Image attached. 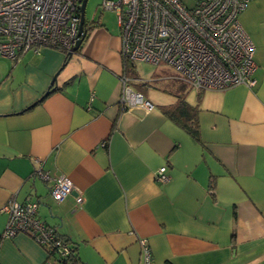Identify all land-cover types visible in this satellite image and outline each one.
<instances>
[{
  "label": "crops",
  "instance_id": "0c3cea01",
  "mask_svg": "<svg viewBox=\"0 0 264 264\" xmlns=\"http://www.w3.org/2000/svg\"><path fill=\"white\" fill-rule=\"evenodd\" d=\"M240 21L256 48L252 88L197 91L165 64L136 77L100 20L68 60L56 48L0 55V264H63L26 233L3 236L12 198L37 201L81 264H264V0ZM122 75L151 110L122 106ZM179 99L197 109L199 139L167 112ZM62 175L75 191L57 202Z\"/></svg>",
  "mask_w": 264,
  "mask_h": 264
},
{
  "label": "built area",
  "instance_id": "2783aa9c",
  "mask_svg": "<svg viewBox=\"0 0 264 264\" xmlns=\"http://www.w3.org/2000/svg\"><path fill=\"white\" fill-rule=\"evenodd\" d=\"M83 0H0V55L18 60L22 54H40L44 48L69 53L79 39ZM252 0H195L191 6L181 0H103L102 9L117 11L124 60L165 64L194 90H223L235 85L256 86L255 44L240 21ZM120 103L148 110L153 104L129 85L122 75ZM105 145V143H103ZM167 167L157 172L166 182ZM40 177L49 180L47 173ZM75 191L67 176L54 178L50 195L63 201ZM77 202H83L77 196ZM37 201L15 198L2 206L8 221L4 237L30 235L43 247L57 250L59 260L71 250L57 239L54 230L39 218ZM147 261L151 251L141 239Z\"/></svg>",
  "mask_w": 264,
  "mask_h": 264
},
{
  "label": "trees",
  "instance_id": "16d2710c",
  "mask_svg": "<svg viewBox=\"0 0 264 264\" xmlns=\"http://www.w3.org/2000/svg\"><path fill=\"white\" fill-rule=\"evenodd\" d=\"M66 55V60H68L69 54ZM125 68L127 71H130L132 69L131 62H129L128 60H125ZM167 109V112H170V115L179 125H181L189 134L193 135L196 139H199L198 122L196 117L197 109L195 108V106L190 105L183 99H179L176 105ZM54 233L57 239H61L63 240V242L69 244L71 250L66 257L59 260L56 249L52 250L51 247H45L49 254L55 255L56 259L61 261L63 264H81L82 262L79 258L76 246L73 245L71 240L63 235L57 234L55 231Z\"/></svg>",
  "mask_w": 264,
  "mask_h": 264
},
{
  "label": "rangeland",
  "instance_id": "374dc122",
  "mask_svg": "<svg viewBox=\"0 0 264 264\" xmlns=\"http://www.w3.org/2000/svg\"><path fill=\"white\" fill-rule=\"evenodd\" d=\"M117 1V0H114ZM185 5L191 6L195 0H181ZM103 0H88L86 5V20L88 23L96 24L98 20L109 28L110 31L120 33L119 16L117 11L112 9H102ZM161 66V67H160ZM163 65H154L151 63L135 62L136 77H142V79L149 78L154 72H158L161 69L163 71H170ZM153 84V82H152Z\"/></svg>",
  "mask_w": 264,
  "mask_h": 264
},
{
  "label": "water",
  "instance_id": "95a60500",
  "mask_svg": "<svg viewBox=\"0 0 264 264\" xmlns=\"http://www.w3.org/2000/svg\"><path fill=\"white\" fill-rule=\"evenodd\" d=\"M87 2H88V0L82 1L81 21H80V25H79V39H78L76 46L73 48V50L68 53L69 58L79 50V48L81 47V44L83 43V41L85 40V38L87 37V34H88V30H89L88 24L89 23L86 20V14H85ZM59 72L60 71L56 72V74L53 76L51 83L49 85V88H48L47 92L45 93V95L49 94L51 92L52 88L55 87V83L57 82V76H58Z\"/></svg>",
  "mask_w": 264,
  "mask_h": 264
},
{
  "label": "clouds",
  "instance_id": "9594fccd",
  "mask_svg": "<svg viewBox=\"0 0 264 264\" xmlns=\"http://www.w3.org/2000/svg\"><path fill=\"white\" fill-rule=\"evenodd\" d=\"M65 54H68V53H65Z\"/></svg>",
  "mask_w": 264,
  "mask_h": 264
}]
</instances>
